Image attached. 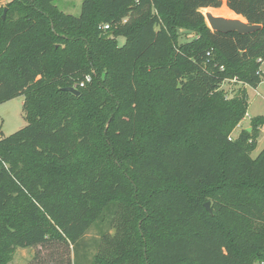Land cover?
I'll list each match as a JSON object with an SVG mask.
<instances>
[{"label":"trees","instance_id":"16d2710c","mask_svg":"<svg viewBox=\"0 0 264 264\" xmlns=\"http://www.w3.org/2000/svg\"><path fill=\"white\" fill-rule=\"evenodd\" d=\"M54 1L0 0V104L24 96L27 121L0 136V264L54 242L85 264L104 222L92 264L264 263V115L232 139L248 92L219 90L261 84L264 0H226L263 26L246 35L210 28L201 9L222 0Z\"/></svg>","mask_w":264,"mask_h":264},{"label":"rangeland","instance_id":"374dc122","mask_svg":"<svg viewBox=\"0 0 264 264\" xmlns=\"http://www.w3.org/2000/svg\"><path fill=\"white\" fill-rule=\"evenodd\" d=\"M10 0H1V5H5ZM84 0H55V5L63 12L79 16L82 11V4ZM215 8H207L203 13L211 11ZM218 15L235 17L236 14L232 12L222 0L221 8H216ZM179 42L191 40L196 36L194 31L178 28ZM124 37H119V45L125 43ZM262 82L257 88L250 87L237 79L232 78L224 81L220 87L223 92L225 100H231L235 97L241 89H246L248 92L249 108L245 118L235 128L230 135L232 139L238 137L240 132L251 126V119L253 117L264 115V64L261 66ZM24 96H18L12 100L0 104V132L2 137H7L19 129L27 125L25 119V112L23 109ZM264 148V128L261 129L258 137L257 148L252 152V157H256ZM109 228L108 222L94 224L80 243L79 261H83L84 255L88 254V259L85 264H92L93 255L98 250V240L102 233ZM86 252V253H85ZM75 247L72 244H65L60 242L48 243L44 246L16 248L9 254L7 264H74ZM261 264V263H260Z\"/></svg>","mask_w":264,"mask_h":264},{"label":"water","instance_id":"95a60500","mask_svg":"<svg viewBox=\"0 0 264 264\" xmlns=\"http://www.w3.org/2000/svg\"><path fill=\"white\" fill-rule=\"evenodd\" d=\"M6 12L7 10H5L2 18L5 19L6 17ZM204 16L206 18V21L208 23V25L210 26V28L213 31H217V32H221V33H231V32H237L239 34L242 35H246V34H251L254 33L260 29H262V25L261 24H251L249 23L242 15H238L236 13L235 17H228V16H223V15H218L213 13L212 11H207L204 13ZM113 32L109 31V32H105L101 35V37L103 39H107L113 36ZM67 91L75 94V95H80V90L78 88H76L75 86H70L65 88ZM247 130L249 132L252 131V127L247 128ZM207 210H209L210 212H212L211 209V203L207 202L205 204Z\"/></svg>","mask_w":264,"mask_h":264},{"label":"built area","instance_id":"2783aa9c","mask_svg":"<svg viewBox=\"0 0 264 264\" xmlns=\"http://www.w3.org/2000/svg\"><path fill=\"white\" fill-rule=\"evenodd\" d=\"M102 29L105 30V31L108 30V29H109V24H105V25H103V26H102ZM90 80H91V76H90V75H87L86 78H85V81L88 82V81H90ZM85 81L81 82V83H80V86H84ZM75 87L77 88V86H75ZM262 264H264V263H262Z\"/></svg>","mask_w":264,"mask_h":264},{"label":"crops","instance_id":"0c3cea01","mask_svg":"<svg viewBox=\"0 0 264 264\" xmlns=\"http://www.w3.org/2000/svg\"><path fill=\"white\" fill-rule=\"evenodd\" d=\"M224 2H225V5H226V0H224ZM226 6H227V5H226ZM220 8H221V7H220ZM205 9H207V8H203V9H201L202 12H203V10H205ZM218 9H219V8H218ZM211 11H212V12H216V9H211ZM118 41H119V38H118ZM242 122H243V121H242ZM250 127H251V126H250ZM250 127H248V128H250ZM262 128H264V126H262L261 129H262ZM0 136H1V134H0Z\"/></svg>","mask_w":264,"mask_h":264}]
</instances>
